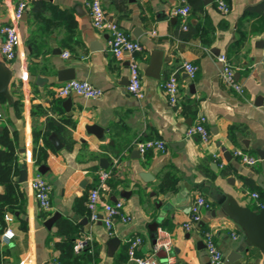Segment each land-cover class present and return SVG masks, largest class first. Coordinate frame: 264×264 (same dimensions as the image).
Returning <instances> with one entry per match:
<instances>
[{
  "label": "crops",
  "instance_id": "0c3cea01",
  "mask_svg": "<svg viewBox=\"0 0 264 264\" xmlns=\"http://www.w3.org/2000/svg\"><path fill=\"white\" fill-rule=\"evenodd\" d=\"M18 1L0 0V26L11 22ZM23 1L26 9L17 24L16 56L5 60L0 54V62L11 72L10 96L0 102V132L7 129L14 140L17 169L13 200L4 205L0 218V264L60 262L65 245L61 243L67 242L74 252L85 245L92 254L89 258L83 250L68 264H135L127 253L128 240L134 236L141 239L136 256H154L158 264H165L166 252L153 247L164 232L171 237L176 264H211L204 242L207 230L222 252V264H263L259 249L242 250L240 225L218 203L228 194L256 210L250 193L262 190L256 178L264 171V158L258 153L264 150V10L250 9L260 0H226L225 13L214 0H188L185 21L172 13L180 0H125V9L101 0L108 18L142 45L136 53L141 98L127 91L128 60L109 50L108 33L92 26L85 0H43L49 9L66 10L73 20L67 30L57 15L49 21L56 26L48 33L37 28L31 1ZM51 15L45 10V18ZM219 54L226 56L242 93L221 77ZM157 57L160 67L155 78L145 70L154 71L151 61ZM184 61L197 65L194 78L183 69ZM68 68L74 78L100 89L101 95L60 96L57 71ZM171 72L178 82L173 104L161 86ZM67 97L68 108L63 104ZM201 118L210 134L207 143L186 134L187 127ZM87 124L102 126L103 137L87 132ZM51 132L62 142L58 149L48 140ZM144 139H161L166 147L140 153L134 143ZM44 141L50 144L45 147L47 155L37 164L32 151ZM236 148L258 160L252 165L242 162L233 154ZM102 157L105 167L99 164ZM40 164L46 166L42 174L50 184L48 210L39 206L29 186ZM21 168L26 170L24 181L18 180ZM101 170L108 172L99 190L101 199L122 200L130 216L127 222L115 220L110 234L100 219L91 220L87 207L88 193L99 184ZM144 172L149 174L146 180L140 176ZM4 189L0 182V193ZM197 196L209 205L200 208L198 223L186 229L183 223ZM55 212L58 218L46 227L44 221ZM62 220L72 231L61 230ZM6 230L12 232L8 239L3 238ZM112 236L119 242L109 255L106 243ZM80 242L82 247L75 250ZM231 252L236 255L228 261Z\"/></svg>",
  "mask_w": 264,
  "mask_h": 264
},
{
  "label": "built area",
  "instance_id": "2783aa9c",
  "mask_svg": "<svg viewBox=\"0 0 264 264\" xmlns=\"http://www.w3.org/2000/svg\"><path fill=\"white\" fill-rule=\"evenodd\" d=\"M216 6L222 12H228L229 4L226 0H214ZM85 6L88 10L90 22L92 26L99 30H105L108 33V47L116 58L126 57L128 60V83L127 91L137 98L143 97L141 70L136 58V53L142 49V45L138 40L130 37L119 25L113 20H110L102 6L101 0H85ZM26 9V2L20 0L17 2L12 20L9 23L0 26L2 41L0 44V54L5 60H12L16 56V45L18 43L17 24ZM190 12V4L188 0H180L179 5L173 8L172 13L178 15L182 20H186ZM68 52L64 51L63 56H67ZM217 59L221 62L220 75L224 81L232 87L236 92L242 93V86L235 81L233 77V69L231 68L226 56L219 54ZM264 65V56L261 59ZM182 67L190 78H194L197 72V65L191 61H184ZM164 92L167 94L168 101L173 104L177 99L178 82L176 75L171 72L161 83ZM60 96L70 94H78L86 98L99 97L102 91L87 80L83 79H68L61 82L57 90ZM264 111V103L262 105ZM186 134L197 136L203 143H207L210 139L208 128L204 125L203 119L190 125L186 129ZM140 153H144L148 149L164 150L166 145L161 139H144L134 143ZM233 154L242 162L252 165L256 163L258 158L250 155L245 151L236 148ZM108 172L105 170L99 171V184L91 188L87 196V207L90 211L91 220L100 219L106 230L110 234L112 232L115 220L127 222L130 219L129 214L124 210L123 201L118 199L114 201L103 200L100 197V187H102L107 178ZM29 186L33 192L39 206L48 210L51 206L50 200V184L42 173L36 171L29 180ZM250 196L256 201V210L264 207V196H261L259 191H252ZM209 203L202 196H197L190 206V211L187 220L183 223L184 228L189 229L196 225L200 220V208L207 207ZM101 208V213L98 208ZM10 219L9 215H5ZM12 236L11 230H6L3 233V238L8 239ZM139 236H134L128 240L127 253L129 259L135 264H158V260L154 256L140 257L135 255V248L140 243ZM204 242L207 254L211 264H222L223 255L217 244L215 243L212 233L207 230L204 232ZM172 240L167 232L158 235L154 242V250L163 249L166 252V264H176L173 254H171ZM82 247L81 242L75 245V250ZM52 264H61L60 262H52Z\"/></svg>",
  "mask_w": 264,
  "mask_h": 264
},
{
  "label": "water",
  "instance_id": "95a60500",
  "mask_svg": "<svg viewBox=\"0 0 264 264\" xmlns=\"http://www.w3.org/2000/svg\"><path fill=\"white\" fill-rule=\"evenodd\" d=\"M208 1L209 0H203L204 3H207ZM159 67H160V62L157 57L156 59H153L151 61L150 68L153 69L154 71L147 72L145 70V73L150 74L155 78H158ZM10 77H11L10 70L2 62H0V94L4 95L6 98H9L10 96L8 92V84ZM72 78H74V72L72 68L61 69L57 71L58 81H64ZM70 103H71L70 97H67L63 101V104L66 108H68ZM86 130L87 132L94 134L98 138L103 137L104 129L102 126H99L97 124H87ZM48 140L51 143V145L56 149L62 146V142L55 132H51L48 135ZM258 153L261 158H264V150L263 151L258 150ZM99 164L101 167H105L107 165L106 158L104 157L100 158ZM45 170H46V166L44 164H40L39 166H37V171H39L40 173H44ZM140 176L146 180V178L149 177V174L147 172H144L141 173ZM18 180L19 181L26 180V170L24 168H21L19 170ZM256 183L262 189V191H264V171H262L257 176ZM113 200H116V197H113ZM218 203L221 205L224 214L240 225L244 233V237L240 243V247L242 248V250L247 251L250 246L256 247L262 252L264 256V207L257 210L250 209L247 206L238 204L236 200L228 194H224L221 197V199L218 200ZM58 216H59L58 212H55L51 216L46 218V220L44 221L46 227H50L51 224L58 218ZM152 228L153 230H155L156 223H154V226ZM118 242H119V238L116 236H112L107 240L106 244L108 246L109 255L112 254ZM235 255L236 253L231 252L230 255L226 257V259L228 261H233V257ZM263 264H264V258H263Z\"/></svg>",
  "mask_w": 264,
  "mask_h": 264
},
{
  "label": "trees",
  "instance_id": "16d2710c",
  "mask_svg": "<svg viewBox=\"0 0 264 264\" xmlns=\"http://www.w3.org/2000/svg\"><path fill=\"white\" fill-rule=\"evenodd\" d=\"M31 1V8L30 10L34 12L36 16V21L38 22L37 28L44 33H48L49 31H52L54 29V26L49 24V21L53 18H55L57 15H59V18L64 19L65 21V27L66 29H70L73 24V20L69 17L66 10L63 9H49V6H45L43 0H30ZM114 5L118 9H125V0H111ZM195 4L192 3V10L194 9ZM250 9L256 10V11H263L264 10V0H260L256 4L250 6ZM45 10H48L52 15L45 18L44 12ZM38 16V17H37ZM187 33H184L183 36H186ZM5 99L4 95L0 94V102ZM0 144L3 146L0 148V182L4 184L5 189L3 193H0V218H2V214L4 212V205L12 202L13 198L11 193L13 192V175L16 173V165L14 163V152H15V146H14V140L12 137H10L8 130L3 128L0 132ZM48 141H44L43 145L34 146L32 151V156L34 158L35 163L39 164L42 161H44V158L47 155L46 148L49 146ZM261 196H264V191L258 190ZM61 228V230H71V226L67 221H60L58 224ZM67 233V232H66ZM65 244V245H64ZM63 246V253L62 258L60 260L61 264H68L69 259H73V261H76L77 257L80 255V253L85 250L89 251L88 246H83L82 250L78 252H74L72 248V244L67 243H61ZM88 257L91 258V253H87Z\"/></svg>",
  "mask_w": 264,
  "mask_h": 264
}]
</instances>
